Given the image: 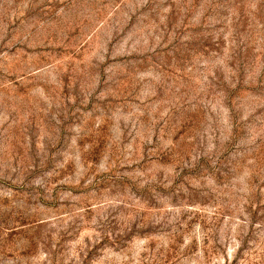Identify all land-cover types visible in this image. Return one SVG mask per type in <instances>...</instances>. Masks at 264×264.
<instances>
[{
  "label": "rangeland",
  "instance_id": "374dc122",
  "mask_svg": "<svg viewBox=\"0 0 264 264\" xmlns=\"http://www.w3.org/2000/svg\"><path fill=\"white\" fill-rule=\"evenodd\" d=\"M0 264H264V0H0Z\"/></svg>",
  "mask_w": 264,
  "mask_h": 264
}]
</instances>
